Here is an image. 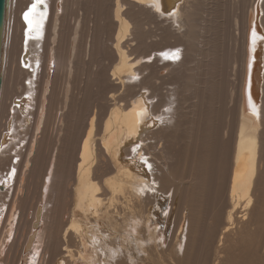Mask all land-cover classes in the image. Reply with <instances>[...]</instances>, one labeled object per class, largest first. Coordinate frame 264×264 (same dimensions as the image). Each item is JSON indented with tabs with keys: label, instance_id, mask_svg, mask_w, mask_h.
<instances>
[{
	"label": "bare ground",
	"instance_id": "obj_1",
	"mask_svg": "<svg viewBox=\"0 0 264 264\" xmlns=\"http://www.w3.org/2000/svg\"><path fill=\"white\" fill-rule=\"evenodd\" d=\"M35 2L5 0V262L179 264L154 246L167 198L188 259L251 262L222 253L264 234V0Z\"/></svg>",
	"mask_w": 264,
	"mask_h": 264
},
{
	"label": "rangeland",
	"instance_id": "obj_2",
	"mask_svg": "<svg viewBox=\"0 0 264 264\" xmlns=\"http://www.w3.org/2000/svg\"><path fill=\"white\" fill-rule=\"evenodd\" d=\"M85 9L87 10V7H85ZM82 11H83L82 13L84 14L85 11L83 9H82ZM91 17L94 18V15L91 14ZM68 20H69V17L66 20L67 24H68ZM87 25H88L87 28H89V23ZM88 73H89L88 71L86 72V74L84 72V74H85V77H84V75H81V72H80L79 77L77 76V78L75 79V84L72 86V91H71L73 96H77L79 94V92H80L79 88H80L81 82L84 83V84L82 83L83 86H84L82 95L85 98H90L91 96H93V94H94L93 84H92V82H86V78L88 76ZM81 87H82V85H81ZM83 96H80V97H82V101H83ZM6 188H7L6 186L3 187V190H5ZM171 192H173V191H171ZM166 200L167 201H166L165 205L162 208L156 209L157 210L156 211L157 212V216H159V217H157L159 219V221L155 220V224H154L155 225L154 227H156V230H157V236L155 237L156 240H155V245L154 246H156L159 251H161V250L162 251H167L166 249L169 250V249H172L174 246H176L177 250H178V253L173 258H175L177 261H179V264H186L187 262H189L190 264H200L199 260H196V259H191L190 260V259L187 258L188 245H189V243L192 242V240L189 237L190 236L189 233L186 236L188 238H186L185 235H186L187 232L184 230L182 236L181 237H177V241L178 242H176L174 240L175 237H176L175 232H173L174 224H175L174 216L171 217L170 221L167 220L170 207H169V198H167ZM1 208H3V207H1ZM160 209H161V212H160ZM5 211H6V207H5L4 212ZM4 212H2L3 214L1 213V215H0L1 216L0 217V229L3 226ZM154 219H156V218L154 217ZM211 223H213V222L207 220L205 225H209ZM16 224L17 223H15L14 226H13L12 237L15 234V231H16V229H15L16 228ZM256 227H257L256 225L251 226V228H253V229L256 228ZM244 228H245V225L242 226V229H244ZM235 230H236V227H235V229L232 230L231 235H228V239L223 244V248H224L223 253H222L223 256H224V254L227 253L228 250L236 249V250H238V253H239V255L241 257H245L247 255H252L254 257V258H252L250 260L251 262H249L247 264H264V234L259 235L258 237H256L255 241H252L249 237L248 238L247 237H243L240 241H237V240H239V238L238 239L236 238L237 237L236 234L239 232V229L237 228L238 232L235 231ZM239 234L243 235V234H246V232H244V233L240 232ZM229 237H231L233 239H231ZM170 238H172L173 240L170 239ZM234 239H235V241H234ZM170 240H172V241H170ZM10 243L11 242L9 240V242H7L5 244V247L3 248V250H1L0 264H10V263H12V261L10 259H9L8 263L5 262ZM200 246H201V239L198 241V247H197L198 251L200 249ZM251 246H253V247H251ZM236 253H237V251H236ZM144 256L147 258V255L145 253H144ZM165 258H167L165 260V262H166L169 259V256H165ZM162 263L164 264V262H162Z\"/></svg>",
	"mask_w": 264,
	"mask_h": 264
},
{
	"label": "water",
	"instance_id": "obj_3",
	"mask_svg": "<svg viewBox=\"0 0 264 264\" xmlns=\"http://www.w3.org/2000/svg\"><path fill=\"white\" fill-rule=\"evenodd\" d=\"M180 0H170L169 10L172 12L176 6L178 5ZM157 6L159 0H156ZM4 13H5V0H0V54H1V46H2V34H3V24H4ZM35 232H33L34 235Z\"/></svg>",
	"mask_w": 264,
	"mask_h": 264
},
{
	"label": "snow or ice",
	"instance_id": "obj_4",
	"mask_svg": "<svg viewBox=\"0 0 264 264\" xmlns=\"http://www.w3.org/2000/svg\"><path fill=\"white\" fill-rule=\"evenodd\" d=\"M42 2H43V0H36V2L33 3L32 8L30 9V11H31V10H34V9L37 7V4L42 3ZM42 15H43V14H42ZM28 16H29V13L26 12V13H25V20H28ZM253 37H255V32H253ZM134 150H135V149H134ZM144 163H145V165H146L147 167L151 168V165H148V164H147V160H146V159H144Z\"/></svg>",
	"mask_w": 264,
	"mask_h": 264
}]
</instances>
